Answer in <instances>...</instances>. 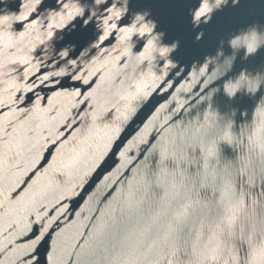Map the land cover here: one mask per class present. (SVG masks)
<instances>
[{"label": "water", "instance_id": "95a60500", "mask_svg": "<svg viewBox=\"0 0 264 264\" xmlns=\"http://www.w3.org/2000/svg\"><path fill=\"white\" fill-rule=\"evenodd\" d=\"M114 3L0 0V264H237L230 243L264 264V93L209 101L223 80L193 71L221 41L228 53L230 35L264 30V0H228L211 20H197L201 0H129L110 21ZM144 11L174 52L126 39ZM242 56L229 76L264 70V48ZM214 108L237 109L244 160L201 150L218 134Z\"/></svg>", "mask_w": 264, "mask_h": 264}, {"label": "clouds", "instance_id": "9594fccd", "mask_svg": "<svg viewBox=\"0 0 264 264\" xmlns=\"http://www.w3.org/2000/svg\"><path fill=\"white\" fill-rule=\"evenodd\" d=\"M97 4L102 2H107V0H95ZM129 0H116V3L112 5L111 15L109 20H114L118 18H123L128 12ZM202 6L199 7V11L196 12L197 20L201 17H207L208 20L212 19L210 15L214 10L218 9L222 4L226 5L228 0H201ZM233 3H239V0H233ZM119 5V6H117ZM89 12L87 7L81 6L78 10L81 16H84L85 11ZM97 9H91V15L95 16L97 14ZM149 16V12H137L133 15L130 24L125 29V36L129 42H132V37L134 36H149L148 43L149 46L153 48V51L158 52L160 55H167L174 52L179 47V41L173 42L171 45H163L158 47L156 41H161L163 38V33H155L156 24L154 21L146 19ZM203 36V33H200ZM63 39V37H61ZM221 47H219L215 55H208L205 57L202 65L200 62H194L193 71L196 75L202 78L205 85L216 84L217 81L223 80L222 85H217L212 87L207 94L209 101L213 100V97L221 91L229 101L233 100L238 93H243L249 97H255L257 93H264V70L250 71L248 68H241L238 75L229 76L232 72L237 58L241 51H243V56L239 57L240 60L246 61L249 57L254 56L258 51L264 48V30L258 25H249L246 28L239 30L238 32L230 35L226 41L227 47L230 49L228 53L225 52V41L220 42ZM74 45L66 46L62 51L61 55L67 57L69 55V49L74 48ZM54 51V46H53ZM51 52H46L45 55H51ZM172 67H175V63L169 60ZM228 77L227 79H224ZM261 100V98H260ZM259 100V101H260ZM213 107V105H209ZM215 114V125L218 128V134L213 138L209 139L207 143L202 147L203 153L210 159L219 161V145L225 144L233 151L239 154L241 160L245 159L244 148L245 137L241 131L239 134H234L232 129L235 123V116L237 114V109L233 108L228 112L220 113L217 108H214ZM243 115V113H241ZM251 138H249L250 147ZM198 159V158H197ZM172 161L171 157H166V161ZM174 163V161H172ZM229 164H233L228 161ZM227 166V165H226ZM235 221L228 220L224 223V231L226 235L236 241H241L245 244V229L240 226L239 233L235 231ZM235 249L236 255L233 259L237 264H256L259 254L247 250L246 255H241L235 244L230 243L226 245V249Z\"/></svg>", "mask_w": 264, "mask_h": 264}, {"label": "snow or ice", "instance_id": "6c2138e0", "mask_svg": "<svg viewBox=\"0 0 264 264\" xmlns=\"http://www.w3.org/2000/svg\"><path fill=\"white\" fill-rule=\"evenodd\" d=\"M261 172H262V176H264V161H262L261 164Z\"/></svg>", "mask_w": 264, "mask_h": 264}]
</instances>
